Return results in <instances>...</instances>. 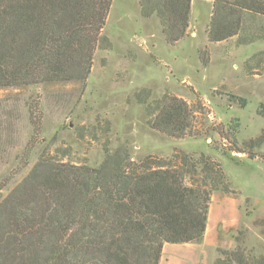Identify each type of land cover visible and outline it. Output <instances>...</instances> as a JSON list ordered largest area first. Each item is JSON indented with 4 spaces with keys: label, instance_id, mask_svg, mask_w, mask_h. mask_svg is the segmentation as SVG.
<instances>
[{
    "label": "rangeland",
    "instance_id": "rangeland-1",
    "mask_svg": "<svg viewBox=\"0 0 264 264\" xmlns=\"http://www.w3.org/2000/svg\"><path fill=\"white\" fill-rule=\"evenodd\" d=\"M211 9L210 1L191 0L186 36L170 45L158 20L141 16L139 0H112L102 30L108 47L95 50L84 84L0 89V196L41 156L98 167L113 153L134 161L203 155L221 166L231 191L212 193L205 242L166 244L159 264H213L238 244L264 254V36L254 37L264 19L246 15L240 35L211 43ZM242 36L254 39L242 44ZM164 95L196 110L192 136L150 128ZM255 138L262 144L247 151Z\"/></svg>",
    "mask_w": 264,
    "mask_h": 264
},
{
    "label": "trees",
    "instance_id": "trees-1",
    "mask_svg": "<svg viewBox=\"0 0 264 264\" xmlns=\"http://www.w3.org/2000/svg\"><path fill=\"white\" fill-rule=\"evenodd\" d=\"M207 1L211 43L240 35L246 15L264 19V0ZM111 3L0 0V89L84 84L95 50L108 47L102 30ZM139 7L142 17L158 20L166 43L186 36L191 0H139ZM152 111V130L192 136L196 110L185 101L164 95ZM258 114L264 117V105ZM260 141L247 142V151ZM230 191L221 166L203 155L134 161L113 153L98 167L41 156L0 196V264H159L166 244L202 243L212 193ZM213 264H264V254L238 244L220 250Z\"/></svg>",
    "mask_w": 264,
    "mask_h": 264
},
{
    "label": "crops",
    "instance_id": "crops-1",
    "mask_svg": "<svg viewBox=\"0 0 264 264\" xmlns=\"http://www.w3.org/2000/svg\"><path fill=\"white\" fill-rule=\"evenodd\" d=\"M208 221H209V219H208ZM208 226V225H207ZM204 242H205V238H204ZM162 259H163V257H162Z\"/></svg>",
    "mask_w": 264,
    "mask_h": 264
}]
</instances>
